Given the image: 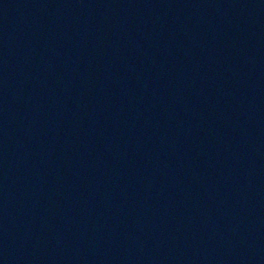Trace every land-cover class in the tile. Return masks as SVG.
<instances>
[{
    "label": "water",
    "instance_id": "water-1",
    "mask_svg": "<svg viewBox=\"0 0 264 264\" xmlns=\"http://www.w3.org/2000/svg\"><path fill=\"white\" fill-rule=\"evenodd\" d=\"M0 264H264V0H0Z\"/></svg>",
    "mask_w": 264,
    "mask_h": 264
}]
</instances>
